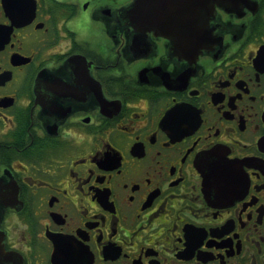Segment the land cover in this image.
Masks as SVG:
<instances>
[{"label": "flooded vegetation", "instance_id": "flooded-vegetation-1", "mask_svg": "<svg viewBox=\"0 0 264 264\" xmlns=\"http://www.w3.org/2000/svg\"><path fill=\"white\" fill-rule=\"evenodd\" d=\"M0 0V264H264V0Z\"/></svg>", "mask_w": 264, "mask_h": 264}, {"label": "water", "instance_id": "water-1", "mask_svg": "<svg viewBox=\"0 0 264 264\" xmlns=\"http://www.w3.org/2000/svg\"><path fill=\"white\" fill-rule=\"evenodd\" d=\"M134 1H135L134 6H135L136 8H138L139 5H140V0H134ZM209 1H212V0H209Z\"/></svg>", "mask_w": 264, "mask_h": 264}]
</instances>
